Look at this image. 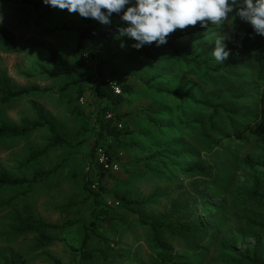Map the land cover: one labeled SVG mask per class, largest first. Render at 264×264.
Listing matches in <instances>:
<instances>
[{"label": "rangeland", "instance_id": "obj_1", "mask_svg": "<svg viewBox=\"0 0 264 264\" xmlns=\"http://www.w3.org/2000/svg\"><path fill=\"white\" fill-rule=\"evenodd\" d=\"M229 15L221 28H201L198 23L169 34L167 40L190 43L192 53L178 61L166 44L136 50L131 47L134 41L118 38L115 28L124 22L114 13L110 24L98 22L112 35L100 41L97 60L82 73L51 77L47 47L55 48L63 62L78 61L75 47L83 18L43 0H0V25L20 47L18 53L0 48V74L16 89L45 90L0 105V121L22 125L25 118L37 120V110H42L74 145L48 148L32 164L21 166L33 149L48 146L49 128L0 142V171L27 179L39 170L53 172L35 181L26 196L25 188L3 193L12 201L0 210V264L5 258H14L16 264H58L53 258L62 264H249L237 262L235 255L254 250L264 260V229L248 222L253 216L264 222V201L248 200L256 183L264 194L262 83L254 67L253 43L237 46L245 22ZM220 34L229 37L227 48L236 52L224 63L211 55L213 39ZM100 81L133 87L120 112L130 114L134 134L129 141L134 145L120 153L118 168L109 169L102 179L105 193L98 188L91 160L99 107L95 85ZM180 95L187 97L185 102ZM248 158L255 165H249ZM191 166L193 170L182 171ZM87 178L95 182L102 206L111 212L94 226L93 199L84 188ZM123 196L149 201L124 205ZM28 214L71 224L52 232L56 239L50 245L37 248V234L16 233L11 220ZM140 218L166 221L177 229L161 228L156 244L154 231ZM183 225L196 230L183 231ZM85 232L88 249L95 253L88 261L74 250L81 247Z\"/></svg>", "mask_w": 264, "mask_h": 264}, {"label": "trees", "instance_id": "obj_2", "mask_svg": "<svg viewBox=\"0 0 264 264\" xmlns=\"http://www.w3.org/2000/svg\"><path fill=\"white\" fill-rule=\"evenodd\" d=\"M38 4H36L37 6ZM66 10V9H65ZM67 11V10H66ZM84 25L79 28L78 37L76 40L75 52L79 55V60L74 62H63L60 59L58 51L53 47H47L49 54L47 63L50 66L47 71L51 77H64L72 76L84 72L89 66H91L99 55V44L102 39H108L112 35V30H102L99 27V23L94 19H85ZM121 24L120 26H123ZM119 26V27H120ZM66 28V27H64ZM118 29V28H115ZM244 33L239 36L237 46L238 49H242L247 42H252L253 47V61L256 70L258 80L262 83L261 93L259 97V112L261 118L260 133L264 141V36L257 35L253 32L251 26L244 23ZM40 46H43L40 44ZM167 48L170 53L178 61H185L186 53L191 54L189 50L190 43L180 45L176 40H167ZM0 48L8 53L20 52V47L15 38L10 32L0 25ZM234 52L235 51H231ZM189 61V60H187ZM224 72L229 73L227 68H220ZM121 92L116 93L112 84L106 83V81H100L95 85L96 97L99 101V107L96 112V129L94 132V143L91 150L92 164L96 167L99 180L97 182L98 188L105 193L106 188L103 186L102 179L107 175L109 169L105 168L104 163L100 162L98 157V151L101 149L105 161L108 164L117 163L120 161V153L134 145L129 139L133 136L134 130L129 125V113L120 112V108L125 103V95H129L133 92V87L129 84H124L120 87ZM41 90L39 87L21 88L16 89L11 79L4 73L0 74V105L6 104L17 98L37 93ZM187 97L180 95V101L185 102ZM207 105V104H205ZM38 119L30 120L28 118L23 119L22 125H16L8 123L6 121H0V142L3 140H9L24 136L39 127L47 126L51 133V138L48 146L43 150L33 149L29 156L21 163V166H28L38 160L48 148H60L74 147L73 143L63 137V135L57 130L56 125L48 119L42 110H37ZM155 120L151 119L150 123L155 124ZM159 126V124L157 125ZM241 136V134H239ZM159 152H155L153 157H156ZM189 153H186L188 155ZM246 162L249 165H255V163L248 158ZM199 167V166H196ZM200 168V167H199ZM194 169V166L182 169L184 172H189ZM201 169V168H200ZM52 171H36L31 179L15 177L7 172L0 171V210L11 205L12 199H4L3 193L12 188H25L24 196H26L32 189V185L39 178L49 177ZM95 182L89 178L85 180L84 188L89 192V198L93 199V210L91 225H95L98 222H104L110 218V210L106 209L101 204L102 192L94 190ZM256 200L258 203L264 201V194L260 193V186L258 183L254 185L253 190L248 195V200ZM122 204H138L141 205L147 200H133L129 201L126 197H120ZM255 215V214H252ZM11 220L14 222V231L19 234L35 233L37 234L36 247L43 248L50 245L56 239L52 232L65 227L70 223L59 225L46 222L45 220L35 217L32 214L12 216ZM140 222L144 225L150 226L154 231V241L158 243L159 230L164 227H168L171 230L177 229L172 223L166 221H147L140 218ZM249 224L258 226L264 229L263 220H258L254 216L248 219ZM183 231L188 230L190 233L196 230L194 225L181 226ZM89 236L85 232L81 247L79 249L74 248L80 252L82 261H88L93 259L94 251L88 249ZM161 257H164L162 251L159 252ZM106 255H103L106 260ZM58 264H62L57 258H53ZM237 262H244L249 264H264V260L260 259V256L256 250L249 252H238L235 255ZM165 261V260H164ZM5 264H16L14 258H5ZM163 264V262L161 263Z\"/></svg>", "mask_w": 264, "mask_h": 264}, {"label": "clouds", "instance_id": "obj_3", "mask_svg": "<svg viewBox=\"0 0 264 264\" xmlns=\"http://www.w3.org/2000/svg\"><path fill=\"white\" fill-rule=\"evenodd\" d=\"M51 7L78 13L85 19H94L102 25L111 23L115 13L124 22L118 27V38L126 37L136 50L145 45L160 47L177 29L188 26L221 28L230 15L251 26L253 32L264 36V0H43ZM231 16V17H232ZM2 22V19H0ZM229 37L220 34L213 39L211 55L217 63H224L230 50L225 43ZM122 48L125 46L122 42Z\"/></svg>", "mask_w": 264, "mask_h": 264}, {"label": "built area", "instance_id": "obj_4", "mask_svg": "<svg viewBox=\"0 0 264 264\" xmlns=\"http://www.w3.org/2000/svg\"><path fill=\"white\" fill-rule=\"evenodd\" d=\"M113 88L115 89V92H116V93H120V92H121L120 87H115V86H113ZM98 155H99V160H100V162L104 163L105 168H107V169H117V168H118V164H117V163H111V164H108V163L105 161L104 156H103V152H102L101 149L98 151Z\"/></svg>", "mask_w": 264, "mask_h": 264}]
</instances>
